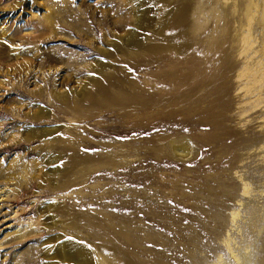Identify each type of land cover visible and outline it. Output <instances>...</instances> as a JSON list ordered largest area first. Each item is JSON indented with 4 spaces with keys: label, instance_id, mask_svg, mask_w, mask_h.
Segmentation results:
<instances>
[{
    "label": "rangeland",
    "instance_id": "obj_1",
    "mask_svg": "<svg viewBox=\"0 0 264 264\" xmlns=\"http://www.w3.org/2000/svg\"><path fill=\"white\" fill-rule=\"evenodd\" d=\"M223 1L0 0V264H211L232 210L264 264V101Z\"/></svg>",
    "mask_w": 264,
    "mask_h": 264
},
{
    "label": "bare ground",
    "instance_id": "obj_2",
    "mask_svg": "<svg viewBox=\"0 0 264 264\" xmlns=\"http://www.w3.org/2000/svg\"><path fill=\"white\" fill-rule=\"evenodd\" d=\"M232 1L233 0H225L223 1V5L224 7H228L230 5L234 11V15H239L237 17H240L239 25L237 27L238 31L235 32L239 33L238 42L241 44V48L236 54L240 57L242 64L244 65L242 66V71L237 75V78H239V80L243 79L242 81H244L242 89L245 90V95H248L246 104H250L249 108H251V104H253L252 107L256 106L257 109L258 105H261V103L264 101V0H242L241 3H238V0L234 1V3H231ZM240 7H242V9H240ZM187 13V10L184 8L179 11L178 16L176 17L179 24L182 25L184 23ZM234 15L233 17H235ZM141 16L142 15L137 18L139 21L141 20ZM45 19L46 20L44 23H47L48 28L52 32L53 28L50 15H45ZM255 21L257 22L258 27L262 30L259 39L253 35L252 25H254ZM174 29L177 31L176 27H173V30ZM217 29L221 30L220 27ZM258 35L259 34H257V36ZM82 41L83 38L79 37L78 43L81 46H85L82 44ZM130 41L131 40L128 39L125 40L124 43L128 44ZM84 49L86 50V48ZM244 97L245 96H243V99H245ZM256 140L259 141V139ZM256 145L257 147L255 148L256 152H258L257 154L264 151V144L261 143ZM248 183L249 182L241 179V196H251L252 189ZM255 192L256 191H254V193ZM238 206H243L242 200L238 201ZM260 211H262L261 217L264 218L263 208ZM230 218V228L227 231L226 236L223 237V246L225 248L224 251L227 252V256L226 258L225 256H218V258H216V260L211 264H257V254L255 251L250 250V246H240L236 243L234 238H231L230 232L238 230L237 222L242 218L239 210H232L230 213ZM64 252L69 256V258L75 259L77 264H91L89 258L86 257V254L80 249L66 245L64 247Z\"/></svg>",
    "mask_w": 264,
    "mask_h": 264
}]
</instances>
